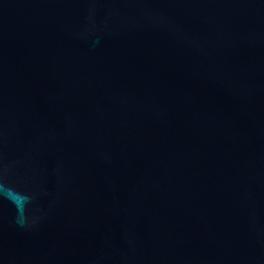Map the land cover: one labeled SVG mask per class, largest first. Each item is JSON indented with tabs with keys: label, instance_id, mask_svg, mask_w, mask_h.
Here are the masks:
<instances>
[{
	"label": "water",
	"instance_id": "water-1",
	"mask_svg": "<svg viewBox=\"0 0 264 264\" xmlns=\"http://www.w3.org/2000/svg\"><path fill=\"white\" fill-rule=\"evenodd\" d=\"M0 264H264V0H0Z\"/></svg>",
	"mask_w": 264,
	"mask_h": 264
}]
</instances>
